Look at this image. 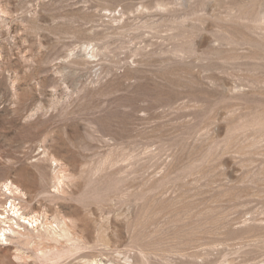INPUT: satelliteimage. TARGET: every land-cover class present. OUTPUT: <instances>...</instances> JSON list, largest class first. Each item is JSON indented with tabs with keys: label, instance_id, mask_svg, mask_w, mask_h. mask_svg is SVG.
<instances>
[{
	"label": "rangeland",
	"instance_id": "rangeland-1",
	"mask_svg": "<svg viewBox=\"0 0 264 264\" xmlns=\"http://www.w3.org/2000/svg\"><path fill=\"white\" fill-rule=\"evenodd\" d=\"M98 263L264 264V0H0V264Z\"/></svg>",
	"mask_w": 264,
	"mask_h": 264
},
{
	"label": "bare ground",
	"instance_id": "bare-ground-1",
	"mask_svg": "<svg viewBox=\"0 0 264 264\" xmlns=\"http://www.w3.org/2000/svg\"><path fill=\"white\" fill-rule=\"evenodd\" d=\"M95 262V261H94ZM99 264V263H98Z\"/></svg>",
	"mask_w": 264,
	"mask_h": 264
}]
</instances>
